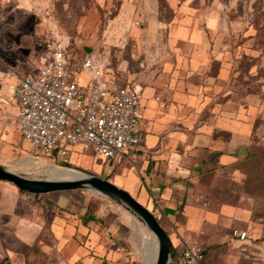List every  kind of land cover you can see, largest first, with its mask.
Instances as JSON below:
<instances>
[{"label":"rangeland","instance_id":"obj_1","mask_svg":"<svg viewBox=\"0 0 264 264\" xmlns=\"http://www.w3.org/2000/svg\"><path fill=\"white\" fill-rule=\"evenodd\" d=\"M57 43L69 53L98 60L104 78L114 84L126 83L141 63L163 66L184 59L189 44L220 45L222 58L231 64L234 90L264 105V0H0V70L5 75L37 74ZM263 116L264 110L255 118L253 150L264 145ZM9 135H0L4 167L35 158L44 166L58 165L25 141L15 125ZM135 155L104 159L74 147L68 165L106 178L138 200L132 186L145 191L146 164ZM239 166L247 184L231 182V171L224 169L212 198L214 203L235 202L247 191L254 201L255 225L243 242L227 236L233 229L222 241L196 240L206 249L205 264H264V156ZM34 171L21 174L38 178ZM0 186L17 189L2 180ZM31 197L39 205L43 228L31 246L23 247L19 256L25 264H142L135 229L151 231L119 203L87 189ZM85 212L99 222L84 225ZM164 229L179 250L181 237Z\"/></svg>","mask_w":264,"mask_h":264},{"label":"crops","instance_id":"obj_2","mask_svg":"<svg viewBox=\"0 0 264 264\" xmlns=\"http://www.w3.org/2000/svg\"><path fill=\"white\" fill-rule=\"evenodd\" d=\"M222 50L220 45L192 43L184 59L163 66L143 63L126 82L142 90L143 115L150 120L135 155L146 164L145 191L132 187L163 228L192 242L222 241L231 229L248 232L255 225L250 194L243 192L235 202L214 203L212 198L222 170L231 171L235 184L246 180L239 165L253 150L255 118L264 110L250 94L240 97L234 90L231 64L222 58ZM21 77L0 70V98L11 94ZM157 95L163 105L155 100ZM13 125L12 118L0 120V135L9 139ZM31 196L0 186V264H25L19 256L23 247L41 233L39 205Z\"/></svg>","mask_w":264,"mask_h":264},{"label":"built area","instance_id":"obj_3","mask_svg":"<svg viewBox=\"0 0 264 264\" xmlns=\"http://www.w3.org/2000/svg\"><path fill=\"white\" fill-rule=\"evenodd\" d=\"M155 100L163 105L159 95ZM145 108L137 85L111 84L98 60L57 43L37 74L22 76L12 93L0 98V120L12 118L25 141L55 163L68 164L74 147L104 159L136 154L150 127ZM227 236L243 242L248 232L233 229ZM179 248V264H204L201 244L180 238Z\"/></svg>","mask_w":264,"mask_h":264},{"label":"water","instance_id":"obj_4","mask_svg":"<svg viewBox=\"0 0 264 264\" xmlns=\"http://www.w3.org/2000/svg\"><path fill=\"white\" fill-rule=\"evenodd\" d=\"M87 53L91 50L88 48ZM58 165L77 167L84 170L89 177L78 180L55 181L42 178H29L15 173L0 164V180L13 184L18 189L30 194H46L50 192L87 189L102 194L126 208L132 215L140 219L158 240V254L155 264H173L175 257L174 244L168 232L159 223L157 217L128 191L118 187L106 178L78 166L57 163Z\"/></svg>","mask_w":264,"mask_h":264},{"label":"bare ground","instance_id":"obj_5","mask_svg":"<svg viewBox=\"0 0 264 264\" xmlns=\"http://www.w3.org/2000/svg\"><path fill=\"white\" fill-rule=\"evenodd\" d=\"M9 165L10 168L8 169L15 173H21L27 169H34V172L39 175L38 178L45 180L67 181L89 177V175L84 170L77 167H68L55 164H47L44 166L43 160L36 158L32 161H9ZM135 234L139 242L138 251L142 264H155L158 254L157 238L152 232L148 233L139 227L135 229Z\"/></svg>","mask_w":264,"mask_h":264},{"label":"trees","instance_id":"obj_6","mask_svg":"<svg viewBox=\"0 0 264 264\" xmlns=\"http://www.w3.org/2000/svg\"><path fill=\"white\" fill-rule=\"evenodd\" d=\"M263 156H264V145H259L257 147V150H252V152L249 154V156L243 162H248V161H251V160H261V158ZM246 180L241 183L243 186H245L247 184ZM244 193H247V191L244 192ZM38 195L39 194H35V196H38ZM84 214L85 215H84L83 220H82L84 225H87L89 222H95V223L99 222V219L95 215H93V214H91L89 212H85ZM157 219H158L159 223L162 225L161 219L160 218H157ZM204 250H205V256H207L206 255V249L204 248ZM174 259L175 260H174L173 264H176V253H175ZM205 263H206V258H205L204 264Z\"/></svg>","mask_w":264,"mask_h":264}]
</instances>
